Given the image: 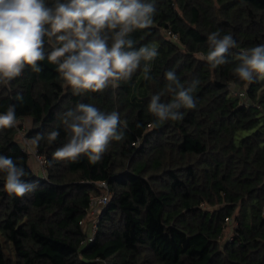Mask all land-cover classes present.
Listing matches in <instances>:
<instances>
[{"label":"trees","instance_id":"16d2710c","mask_svg":"<svg viewBox=\"0 0 264 264\" xmlns=\"http://www.w3.org/2000/svg\"><path fill=\"white\" fill-rule=\"evenodd\" d=\"M144 2L155 4L153 24L128 33L132 46L122 50L146 46L158 55L141 59L129 80L75 94L45 59L38 62L42 71L26 66L0 83V114L15 105L18 121L0 129V155L24 168L23 180L38 182L16 197L0 173V264H264V82L259 75L242 81L233 71L243 51L264 44V0ZM212 32L231 34L237 45L216 68L202 58L213 47ZM50 50L46 39V55ZM169 71L184 89L199 80L196 106L172 108L170 115L182 118L161 121L148 106L156 95L158 104L179 103ZM79 104L116 111L127 123L118 128L123 139L112 141L96 164L85 155L53 159L72 135L62 121L68 111L81 115ZM53 130L59 135L49 143ZM22 135L44 159L43 176L32 168ZM102 181L111 196L89 241L84 220Z\"/></svg>","mask_w":264,"mask_h":264},{"label":"clouds","instance_id":"9594fccd","mask_svg":"<svg viewBox=\"0 0 264 264\" xmlns=\"http://www.w3.org/2000/svg\"><path fill=\"white\" fill-rule=\"evenodd\" d=\"M155 13V4L144 0H56L52 6L45 0H0V83L9 84L21 76L26 66L37 73L42 71L38 62L45 59L57 66L61 78L75 94L102 92L110 81L129 80L141 59L152 60L158 53L146 46L138 51H123L125 46H132V41L124 37L134 29L149 28ZM109 38L114 41L111 47ZM46 39L51 48L47 55ZM208 40L213 47L202 58L212 68L225 64L226 52L237 46L231 34L220 38L219 32H212ZM238 59L240 64L233 71L240 80L251 83L255 75L264 76V44L243 51ZM166 78L179 89L176 97L179 103L158 104L160 97L156 95L148 111L161 121L169 117L178 120L182 116L170 115V109L181 105L195 108L192 93L199 80L184 89L173 72H167ZM15 107L10 105L6 113L0 114V129L18 124ZM77 111L81 115L66 113L62 123L72 135L68 143L54 151L53 159L74 162L85 155L91 164H96L112 141L123 139L118 128L121 124L127 127V123L121 121L118 112L105 114L92 104H79ZM68 118L73 122L69 123ZM58 135L57 131H51L48 142L56 141ZM40 139L42 136L38 134L31 143L38 146ZM0 173L5 174L4 188L9 195L22 197L38 185L23 180L24 168L5 155H0Z\"/></svg>","mask_w":264,"mask_h":264},{"label":"built area","instance_id":"2783aa9c","mask_svg":"<svg viewBox=\"0 0 264 264\" xmlns=\"http://www.w3.org/2000/svg\"><path fill=\"white\" fill-rule=\"evenodd\" d=\"M167 34L171 38H173L174 40H178V35L173 33L172 31L169 30L167 32ZM239 95L244 96L245 93L240 92ZM27 148L30 152H33L34 154L37 155L36 151L33 149V147L29 143L27 144ZM37 156H38V159H39V162L41 163V165L44 166V159L41 158L39 155H37ZM100 186L102 187L101 194L93 195V196H91V199H90L89 213L96 214V216H98L100 214V212L103 210V208L107 205V203L110 199V196H111L107 182H105V181L100 182ZM97 230H98V226H97V222H95V224L93 225L92 230L90 232V235H89V241H93L95 239V235L97 233Z\"/></svg>","mask_w":264,"mask_h":264},{"label":"rangeland","instance_id":"374dc122","mask_svg":"<svg viewBox=\"0 0 264 264\" xmlns=\"http://www.w3.org/2000/svg\"><path fill=\"white\" fill-rule=\"evenodd\" d=\"M259 77L264 82V76L259 75ZM23 123H24V128H26L25 130H27V128H30V126H31V119L26 118ZM246 133H247L246 131L239 132L237 138L240 139ZM21 139H22L23 143H26V144L29 143L23 135H22ZM31 153H33V152H31ZM30 164L37 174H39L41 176L44 175V172H45L44 169L45 168L43 165H41V163L39 162L38 156L34 153L31 154ZM96 220H97L96 214H92V213H89L87 215V217L85 218L84 224L86 225V227L89 229L90 232H91L92 227L95 224Z\"/></svg>","mask_w":264,"mask_h":264}]
</instances>
